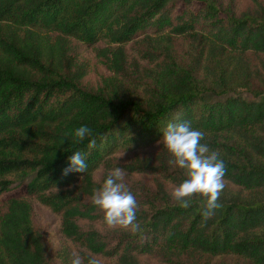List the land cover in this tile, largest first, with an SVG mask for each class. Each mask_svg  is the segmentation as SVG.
I'll list each match as a JSON object with an SVG mask.
<instances>
[{
	"label": "trees",
	"instance_id": "16d2710c",
	"mask_svg": "<svg viewBox=\"0 0 264 264\" xmlns=\"http://www.w3.org/2000/svg\"><path fill=\"white\" fill-rule=\"evenodd\" d=\"M183 121L225 164L206 220L169 194L186 176L162 135ZM76 151L86 171L63 175ZM115 168L137 232L91 203ZM35 201L83 264H264V0H0V264H71Z\"/></svg>",
	"mask_w": 264,
	"mask_h": 264
},
{
	"label": "clouds",
	"instance_id": "9594fccd",
	"mask_svg": "<svg viewBox=\"0 0 264 264\" xmlns=\"http://www.w3.org/2000/svg\"><path fill=\"white\" fill-rule=\"evenodd\" d=\"M67 135V134H66ZM72 135L76 141H83L92 135V130L82 125ZM204 133L194 129L190 121L168 123L163 130L164 147L174 158L170 163L184 169L186 179L173 186L170 196L182 208H188L193 196L204 198L201 212L203 219L210 218L221 207L219 196L225 188V164L215 151H210L202 144ZM95 139L89 141L88 147L94 148ZM69 165L63 169V175L70 172H85L87 164L81 152L76 151L69 158ZM124 173L121 168L108 172L101 186L94 189L91 203L103 213L104 223L108 228H122L137 232L140 225L136 222L137 200L122 182ZM71 264H83L78 253L73 252ZM87 264H101L97 258H89Z\"/></svg>",
	"mask_w": 264,
	"mask_h": 264
},
{
	"label": "rangeland",
	"instance_id": "374dc122",
	"mask_svg": "<svg viewBox=\"0 0 264 264\" xmlns=\"http://www.w3.org/2000/svg\"><path fill=\"white\" fill-rule=\"evenodd\" d=\"M247 97H249V94H245ZM206 100L208 101H217L220 99H223V96H219L214 93H209L206 95ZM34 213H35V221L38 223L42 229L45 232L46 235V240L48 246L52 250H59L62 249L63 247L67 246L69 247L73 252H77V248L70 242L68 241L65 236L63 235L61 231V219L58 215L53 213L51 209L48 207L38 203L37 201L34 202ZM59 264L61 262V259L56 258ZM101 261L104 263L105 260ZM110 264L113 263L112 261H107ZM106 262V263H107ZM231 264H237L236 261L231 260Z\"/></svg>",
	"mask_w": 264,
	"mask_h": 264
}]
</instances>
